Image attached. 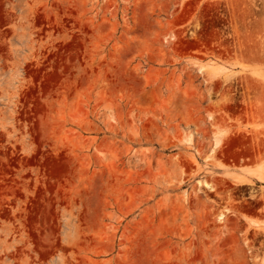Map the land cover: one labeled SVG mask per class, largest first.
Returning a JSON list of instances; mask_svg holds the SVG:
<instances>
[{"label": "rangeland", "instance_id": "374dc122", "mask_svg": "<svg viewBox=\"0 0 264 264\" xmlns=\"http://www.w3.org/2000/svg\"><path fill=\"white\" fill-rule=\"evenodd\" d=\"M0 264H264V0H0Z\"/></svg>", "mask_w": 264, "mask_h": 264}]
</instances>
